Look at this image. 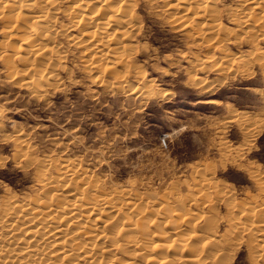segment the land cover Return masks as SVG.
Returning a JSON list of instances; mask_svg holds the SVG:
<instances>
[{
  "label": "rangeland",
  "instance_id": "obj_1",
  "mask_svg": "<svg viewBox=\"0 0 264 264\" xmlns=\"http://www.w3.org/2000/svg\"><path fill=\"white\" fill-rule=\"evenodd\" d=\"M115 1L119 2H107ZM130 1L121 9L132 15L136 27L126 28L123 32L125 25L120 23L110 25L104 33L113 30L114 40L120 42L119 46L123 45L120 49L124 55L119 56L118 53V60L111 63L89 61L85 56L88 51L68 40L82 27L75 25V16L67 13L66 8L71 1L56 3L54 7L58 8L54 14V8L50 9L55 18L46 25L52 24L54 28L45 29V47L48 49L29 55L27 59L26 55L16 51L25 44L24 39H19V34H26L22 28L27 29L31 21L26 20L24 22L29 24L19 25L18 30L22 31L13 30L19 20L12 13L6 15L12 14L13 20L0 12V201L4 200L0 202V233L4 235L0 236L5 238L6 223L14 217L13 214L8 218L2 215L7 204L16 200L47 199L43 193L49 195L39 181L49 177V181L60 183L63 181L61 176H53L61 175V170L58 171L61 164H71L81 172L80 177L74 174L69 181L92 179L104 194L113 195L118 205L121 194L129 192L150 231L175 228L180 229L183 241L199 243L202 240V264H207L208 259L211 260L208 264H264V250L260 253V249H264L261 246L264 227L253 230L256 226L251 224L257 225L264 218V15H259L260 10L254 9L246 25L251 29L244 34L237 25L244 23L243 12L247 11L244 9L247 4L242 0H213L218 9L214 18L222 23L212 32L198 25L201 18L195 17L193 10L175 13L174 16L173 7L169 4L175 0L168 1L169 4L167 0ZM87 3L84 13L95 6L93 0H87ZM185 3L193 5L194 0ZM6 17L11 18V22L9 19L6 21ZM122 35L125 36L121 38ZM52 42L56 43L55 49ZM84 58L92 64L88 65ZM37 68L44 76L34 72ZM48 71L52 73L47 74ZM28 75H38L41 85L35 84L37 77ZM196 75L203 82L195 79ZM45 79H55L58 84L54 80L50 82L53 85L45 86V82H49ZM29 83V86L25 85ZM34 84L40 86V91ZM42 157H46L48 162H44L46 159ZM44 165L45 168L42 167ZM94 181L91 182L94 184ZM256 181H262V186ZM62 186L57 188L65 187ZM196 188H199L198 192ZM195 204L199 205L198 208ZM248 206L254 209L249 211L251 208L247 210ZM178 207H183L182 212ZM128 209L124 206L122 214H130ZM257 211H262L263 216ZM245 213L253 218L252 221L250 217L246 218ZM168 214L173 218L169 219ZM120 217L110 223L112 234L120 230L116 237L120 244L101 242V264H151L139 255L141 247L129 237V227L134 221H125V216L120 220ZM256 217L262 218L256 222ZM212 220H215L213 228L209 225ZM247 220L251 225L245 223ZM157 221L161 222L160 225ZM166 221L170 222L169 225ZM171 223L178 224V228ZM191 232L193 235L186 240ZM147 238V242L156 239L150 235ZM224 250L230 252L224 253ZM219 256H222L220 263Z\"/></svg>",
  "mask_w": 264,
  "mask_h": 264
},
{
  "label": "bare ground",
  "instance_id": "obj_2",
  "mask_svg": "<svg viewBox=\"0 0 264 264\" xmlns=\"http://www.w3.org/2000/svg\"><path fill=\"white\" fill-rule=\"evenodd\" d=\"M59 1H71V3L68 6V8H66L67 11H68L67 13H69L70 15L72 14L73 16H75V18L73 20L74 21L73 23L75 25H78V26L82 25V27L80 28V30H79L77 35L72 36L71 39H68V38L67 39L71 40L72 44L77 45L80 48L84 47L85 52L88 51L87 52L88 54H86L85 56L87 57V59L89 61L91 60V62H94V63L97 62V61H99V62L100 61H104L106 63L107 62L111 63V62H113V60L116 59V56H117L118 53H119V56H121V54H123V49H120L121 46H123V45L119 46L120 42L117 41V40H114L115 36H114L113 30H111L112 32L109 31L108 34H104V33H106V30H107L108 27H110V25H115V24L117 25V24H120V23L123 24V26L125 25V28L123 29V32H125L126 28H128V29L131 28L132 29V28H134V26L136 27V25H134L136 23H133V21H132V17H131L132 15L130 16V14H128L127 12H125V11H123L121 9V6L122 5H128L129 4L128 1H130V0H118L119 2H116V1L115 2H107L109 0H93V4H95V6L92 9H94V10L91 9L87 13H84V10H86V7L88 6L87 0H0V9H1L0 12L5 14V15L7 13L8 14L12 13L17 18V20H19L18 24H16V26H15L16 29H13L15 27H12L13 30H18V28H20L19 25H21L22 23L23 24L24 23L25 24H29V22L31 21V23L28 26L26 25L27 29H23L22 28V30H24V31L26 30V34L22 33L25 36L24 35L20 36L21 34H19V39H20V37L22 39H24L25 40V42H24L25 44L22 45V47L17 48L16 53H18V54L22 53L21 55H26L25 59H27V56H29V55H37V54L41 53L42 51H44L45 49H48L47 47H45L46 46V43H45V40H46L45 29L49 28L50 26H51V28H54L52 26V24L51 25L49 24L50 25L49 27L46 26V25L52 21V19L54 17L53 14L55 13L54 11H57V8H58V7H54V5H56V3H58ZM168 1H171V0H167V3L169 4ZM185 1H187V0H175V2L169 4V5H171V7H173L172 9H173V12H174V14H173L174 16H176L175 13H177V14L178 13H184V11L185 10L187 11L188 9L193 10V14L195 15V17L197 16V17L201 18L200 19L201 21L198 22L199 23L198 25L201 24L203 27H205V30L212 31V32L215 31V29L218 28L220 23H222L221 21L219 22L217 20L218 18L217 19L214 18V14L216 12H218V11H216L217 7L214 6V4H215L214 1L215 0L214 1L213 0H194V4L193 5H191L189 3H185ZM181 2H183L186 5L178 4V3H181ZM242 2H245L247 4L246 7H244V9H247V11H249V13L247 11L243 12L244 13L243 18L245 19L244 23L243 24H238L237 26H238V28L240 30H242V31L244 30L243 31V33H244L245 31H248L249 29H251V28L246 27V25L250 22L249 20H250V18H252L251 13L253 12L254 9H259L260 10V11L258 10L259 11V15H264V0H242ZM168 4H166V5H168ZM219 6H221V5H219ZM240 6L242 7V5H240ZM51 8L52 9L54 8L53 9V14L50 13V9ZM242 11L243 10H239L238 12H242ZM58 12H59V10H58ZM56 14H57V12H56ZM235 14L236 13L234 12V15ZM5 15L1 16V17L4 18ZM11 15H6V16L12 17L13 15L12 16ZM231 15H233V14H231ZM9 17H6L7 18L6 21L9 19ZM178 17H180V16H178ZM224 17H225V15H224ZM233 17H235V16H233ZM10 19H9V21H10ZM13 19H14V17H12V20ZM231 19H233V18L231 17ZM26 20H28L29 22H27V23L24 22ZM191 21H192V19H191ZM53 24H56V23H53ZM239 25H241V27L243 29ZM23 26H25V25H23ZM22 30H18V31H22ZM52 30L54 31L55 29H52ZM259 30H260V34L263 33L261 31V28ZM251 32L249 34H251ZM254 32L252 34H254ZM188 33H187V37H188ZM47 34H48V32H47ZM50 34L51 33H49L48 36H51ZM9 35H11V33H9ZM14 35H16V34H14ZM124 36L125 35H122L121 38H123ZM16 37H18V36H16ZM51 37L53 38V36H51ZM52 38H51V40H52ZM214 39H216V38H214ZM49 42H51V41H49ZM55 44L53 46L54 49L56 47ZM212 44H211V46H212ZM123 48H125V47H123ZM84 49H82V50H84ZM50 50H51V48H50ZM221 50H223V49H221ZM46 51L48 53V50H46ZM55 52H57V51H55ZM43 53H45V52H43ZM47 53H45V54H47ZM59 53H61V52L59 51ZM21 55H20V57H21ZM42 55L40 54V56H42ZM40 56L38 55V57H40ZM82 56H84V55L82 54ZM227 58L228 57H226V59ZM207 59H209V58H207ZM262 59H264V57ZM35 60H33V61H35ZM116 60H118V59H116ZM37 61H39V60H36V62ZM57 61H59V60L57 59ZM121 61L124 62L123 59ZM86 62H87V60H86ZM53 63H55V62H53ZM125 63H122V64H125ZM87 64L91 65L92 63H88L87 62ZM34 65L35 64H33V66ZM36 65H38V64H36ZM213 65H209V66H213ZM27 67H29V66H27ZM27 67H25L23 69V71ZM34 67L36 68V66H34ZM202 69L203 68H201V71L203 72ZM38 71L39 70L37 68V70L35 69L34 72H38ZM50 71H52V70H50ZM50 71H48L47 74H49ZM31 72H32V70H31ZM30 73H29V75H30ZM54 73H53V75H54ZM32 74L35 75V73H32ZM213 74H214V72H213ZM34 75H32V76L35 78L38 75H42V74L39 73L36 76H34ZM53 75H51V76H53ZM197 75H199V74H197ZM197 75L195 76L196 77L195 79H200L201 80L202 78H200ZM32 76H29V77L32 78ZM42 76H44V74ZM46 77H47V75L45 76V78ZM51 78H53V77H51ZM93 78H94V76H93ZM24 79H22V80H24ZM42 79H44V78H42ZM38 80L39 79L37 77L35 79V81H37L35 84L41 85V84H39L40 82H38ZM200 80H198V81L199 82H203L202 80L201 81ZM35 81H33V83ZM46 81H49V80H46ZM53 81L47 82L49 85L44 81L45 82V86L49 87V86L53 85L54 83L58 84L57 83L58 81L55 80L56 82L51 83V85H50V82H53ZM35 84H34V86H38V85H35ZM25 85L29 86L30 83L29 84H25ZM31 86H32V89H34V86L33 85H31ZM55 86H57V85H55ZM145 86H147V85H145ZM30 87H29V89H30ZM39 87L40 86H38L37 88H39ZM41 88H42V86H41ZM50 89H52V88H50ZM38 91H40V88H39ZM43 91H45V90H43ZM32 92H34V90ZM36 92H34V93H36ZM45 92H48V91H45ZM158 94H160V92H158ZM41 95H43V94H41ZM17 133H18V131H17ZM18 136H19V134H18ZM2 137H5V136H2ZM15 138H17V137H15ZM4 140H6V138ZM17 143H19V142H17ZM43 159H46V161L43 160L44 162H48L46 157H44ZM28 160H34V158H32V159L29 158ZM63 160L67 161L66 159H63ZM70 161H71V159H70ZM61 162H62V160H61ZM52 163H53V161H52ZM71 163H73V161ZM27 164H31V163H27ZM58 165H60V164H58ZM45 166L46 165H44L42 167L45 168ZM57 167H59V166H57ZM59 170H61V173L59 172L61 175H57L56 174L53 177L55 178L56 176L57 177L61 176V179L63 181H61L60 183H59V181H56V180L49 181V177L48 178L45 177L42 180H40L39 178H36L37 180L38 179L40 180V181L38 180L39 183H40V186L45 191H47L49 196H47L46 193L42 192L43 195L45 194L44 196L47 199H45V200L43 199V200L39 201L40 199L36 200L34 198L36 201L31 199V201H28V202H17V200H16V201H13L12 204H7V206H6L5 210H4V214H2V215H4V218L5 217L8 218L7 216L13 214L14 217L11 216V217H13V218H10L11 220L7 219L6 222L9 220L8 223L4 222V223L7 224L8 230L6 232L7 234H6L5 238L0 236L1 239H4V240H2V242H1L2 244L0 245V264H101L102 263V256H101V254H99L102 251L101 248L99 247L101 242L108 241L110 244H111V242L113 244H115V243L120 244V242H118V239H116L117 234H120V230H117V231L113 232V234L110 231V230L113 229L112 228L113 226L110 223L112 222V220L114 218H116L119 215L122 216V217H120V220H122V218H124V216H125V219H126L125 221H127V220L128 221H130V220L134 221V222L131 223L132 227H129L130 228L129 232H130V235H131L129 237L135 244H139L141 249H138V251L142 250V252L139 255L143 256V258L146 259V262H150L151 264H175L178 261L181 264H183V262H187V263L188 262L189 263L195 262L196 264L198 262L199 263L203 262L204 258L200 259V257H201V253L200 252L202 250V246H204V243H202V240H200V241L198 240V238H200L201 236H199V237L197 236L198 238L196 237V239H197V241H199V243H190L188 241H183V239H181V237L183 238V235L180 234V229L175 230V228L174 229L171 228V230H168V229L167 230H164V229L162 230V228H159L161 230L157 229V232L150 231L148 229V227H149L148 224L144 221V215L140 214L141 212L138 209L137 204L134 201V198H132L131 195H129V192L126 193V194L125 193L121 194V198L122 199H121V201H120V203L118 205L117 204L118 202H115L114 196L113 195L112 196L111 195L107 196L108 194L107 195L104 194L97 187V183L94 180H92V179L89 180L90 182L89 181H77L76 180L77 178L74 177V179L76 181H69V179H71L74 176V174H77V176L80 177L79 173L81 172V171H78L71 164H61L60 167L58 168V171ZM86 174H88V173H86ZM80 175H82V174H80ZM43 176L44 175H42L41 178ZM83 176H85V175H83ZM81 178L83 179V177H81ZM38 181L36 183L39 186ZM91 181H94V184ZM127 183H129V182H127ZM261 183H262V181L260 183L258 181H256V184H258V185L260 184V186H262ZM58 185H60V187L62 185H65V187L61 188V189H58L57 188ZM68 186H69V188H68ZM212 186L214 187V185H212ZM124 187H127V186H124ZM204 187H206V186L204 185ZM133 189H135V188H133ZM172 189L173 188H171L170 190H172ZM257 189H258V187H257ZM260 189H262V188H260ZM196 190L198 192L199 188H196ZM105 193H107V192H105ZM133 193L134 192H132V194ZM204 193L206 195V192H204ZM31 194H34V193H31ZM35 194L37 195V193H35ZM173 195H172V197H175ZM215 195H217V194H215ZM26 196H28V195H26ZM168 197H170V196H168ZM7 198L9 199V197H7ZM184 198L185 197H183V199ZM260 198H261V196H260ZM228 199H230V198H228ZM26 200L27 199H25V201ZM155 200H158V199H155ZM263 200H262V202H263ZM2 201H4V200H2ZM2 201H0V202H2ZM22 201H23V199H22ZM246 201H251V200H246ZM32 202H36V203H32ZM160 202H162V201H160ZM201 203H203V202H200V204ZM226 203H229V202H226ZM238 203L241 204V202H237V204ZM3 204H2V206L4 207ZM244 204H246V203H244ZM248 204H251V203H248ZM124 206H127V209L129 208L131 210L130 214H128V215H123L122 214L123 213L122 211L125 210V209L123 210ZM195 206L198 208L199 205L197 206L195 204ZM243 206H247V205H243ZM258 206H256V207H258ZM261 206H263V205H261ZM248 207L249 208L247 210H249L251 208L250 206H248ZM252 207H253V205H252ZM163 208L165 209V206ZM178 208L181 209L183 207H178ZM211 209L214 211L213 208H211ZM253 209L251 208L249 211H252ZM262 209L264 210V207ZM128 210H126V211H128ZM177 210H176V212H178ZM161 211H163V210H161ZM195 211L197 212V210H195ZM240 211L241 210H239V212ZM179 212H182V209ZM241 212H243V211H241ZM245 212H247V211H245ZM178 213L176 214V216L178 215ZM198 213L199 212H197V214ZM247 213L250 214L249 212H247ZM247 213H245V215H247L246 218H249L250 216L248 217ZM257 213H259V215L262 214L261 216H263L264 212L262 213V211H259V212L257 211ZM179 214L181 215L182 213H179ZM197 214H196V217L198 218V215H201V213L198 214V215ZM207 214H208V212H207ZM213 214H215V213L213 212ZM155 215H157V214H155ZM180 215H179V218H180ZM189 215H192V214H189ZM168 216H169V219L173 218L169 214H168ZM205 216H207V218H210L209 215H205ZM150 218L151 217H149V219ZM161 218L163 220L165 219L163 217H161ZM256 218H257L256 219V222H257V220H259V218L261 219L262 217H259V218L256 217ZM251 219H253V218L250 217V220ZM156 220H157V218H156ZM156 220H155V222H156ZM173 220H169V221L173 222ZM215 220H212L213 223L211 222L209 224V225H211V227H212V224L214 225V221ZM218 220H219V217H218ZM169 221H166V223H168ZM147 222H149V221H147ZM157 222L159 223V221H157ZM191 222H194V221H191ZM253 222H255V221H253ZM160 223L158 225H160ZM169 223H168V225H169ZM245 223L249 224L250 222L247 220ZM145 224H147V225H145ZM171 224H174V223H171ZM251 224H254L256 226L254 229H253L254 225L252 226L251 229H253V230H257L258 227H264V218L262 220L258 221L257 225L255 223H251ZM251 224H249V225H251ZM107 225H110V226L106 227ZM131 225H128V226H131ZM1 226L3 227V225H1ZM114 226H116V225H114ZM119 226H121V225H119ZM177 226H178V224H177ZM177 226L175 225V227H177ZM245 227H248V225H245ZM124 228H126V227H124ZM241 228H242V226H241ZM202 229H204V228L202 227ZM202 229L200 228V230H202ZM245 229H247V228H245ZM183 230L184 229H182V231ZM237 230H238V228H237ZM261 230L262 229H259V231H261ZM0 231H1V229H0ZM207 231H209V230H207ZM229 231H226V232H228V235H229ZM124 232L125 231H123V233ZM194 232H196V231H194ZM215 232H216V230H215ZM2 233H0V234H2ZM182 233H185V232H182ZM124 234H128V233H124ZM2 235H4V234H2ZM148 235H150V237H155L156 239H154V240H152L150 242H147L148 241V238H147ZM192 235H193V232H191L190 234L188 233L187 236L185 237V239L188 240L189 236L191 237ZM121 236H125V235H121ZM194 236H196V235H194ZM211 237H212V235H211ZM121 238H123V240L126 239V237H121ZM217 238L219 239V237H217ZM205 240H208V238H206ZM215 243H217V242H215ZM239 243H241V242H239ZM125 244L126 243H124V245ZM219 244H221V243H219ZM214 245L215 244H213V246ZM119 246H122V245H119ZM146 246H147V248H146ZM207 246L210 247L211 245H207ZM213 246H211V248ZM261 246L262 247L264 246V240L261 241ZM224 247H225V245H224ZM220 248H218V249H220ZM104 249H105V247H104ZM107 249H108V247H107ZM127 249H129V248H127ZM218 249H217V251H218ZM226 249H228V248L226 247ZM112 250L113 249H111V251ZM206 250H208V249H206ZM262 250H264V249H260V253H261ZM108 251L111 252L110 250H108ZM226 252H230V251H225L224 253H226ZM258 253H259V251H258ZM114 254H116V253H114ZM124 254H126V251H125ZM204 254H207V253H204ZM221 254H223V253H221ZM262 254L264 255V251L262 252ZM156 255H157L158 258H156ZM223 256L225 257V254ZM221 258H222V256H219L217 259L218 260L219 259L222 260ZM134 259H135V257H134ZM120 260L121 259H119V261ZM220 260L218 261L219 263H220ZM144 261L145 260H143V262ZM210 261L211 260L208 259L207 264ZM137 262H139V261H137ZM104 263H106V262H104ZM112 263H114V261ZM120 264H122V263H120ZM220 264H222V263H220Z\"/></svg>",
  "mask_w": 264,
  "mask_h": 264
}]
</instances>
